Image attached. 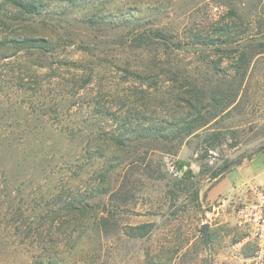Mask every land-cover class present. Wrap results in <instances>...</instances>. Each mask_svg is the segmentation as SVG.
Returning a JSON list of instances; mask_svg holds the SVG:
<instances>
[{
	"label": "rangeland",
	"instance_id": "rangeland-1",
	"mask_svg": "<svg viewBox=\"0 0 264 264\" xmlns=\"http://www.w3.org/2000/svg\"><path fill=\"white\" fill-rule=\"evenodd\" d=\"M37 1L0 0V264L222 260L235 209L208 245L203 215L264 148V0Z\"/></svg>",
	"mask_w": 264,
	"mask_h": 264
},
{
	"label": "built area",
	"instance_id": "built-area-1",
	"mask_svg": "<svg viewBox=\"0 0 264 264\" xmlns=\"http://www.w3.org/2000/svg\"><path fill=\"white\" fill-rule=\"evenodd\" d=\"M227 206L234 207L243 237L215 264H264V185L255 181L242 183L233 193L205 210L203 223L212 224L221 219V212Z\"/></svg>",
	"mask_w": 264,
	"mask_h": 264
},
{
	"label": "crops",
	"instance_id": "crops-1",
	"mask_svg": "<svg viewBox=\"0 0 264 264\" xmlns=\"http://www.w3.org/2000/svg\"><path fill=\"white\" fill-rule=\"evenodd\" d=\"M249 180L264 185V150L252 155L237 168L227 172L216 187L218 191L226 192Z\"/></svg>",
	"mask_w": 264,
	"mask_h": 264
},
{
	"label": "trees",
	"instance_id": "trees-1",
	"mask_svg": "<svg viewBox=\"0 0 264 264\" xmlns=\"http://www.w3.org/2000/svg\"><path fill=\"white\" fill-rule=\"evenodd\" d=\"M11 2H13V4H15L16 6L23 8L24 10H26L27 12H32L36 7H39V2L37 0H31V1H26V0H11ZM238 51V50H237ZM237 61L239 63H242L243 61H245V55H240L239 58L237 59ZM244 70H247L246 65L244 66ZM192 132V131H190ZM263 149H260V151H263ZM240 162L239 161H235L234 163H230L227 164L223 167H221V169H219L216 173H215V178L221 177L224 175V173H226L227 171H229L234 165H238ZM185 164L184 161H180L179 165L180 167H182ZM139 229H143L142 231H140L139 233H136V230ZM147 230L145 225H140V226H134L132 227V231H130L129 234L133 235V236H145L147 234Z\"/></svg>",
	"mask_w": 264,
	"mask_h": 264
},
{
	"label": "water",
	"instance_id": "water-1",
	"mask_svg": "<svg viewBox=\"0 0 264 264\" xmlns=\"http://www.w3.org/2000/svg\"><path fill=\"white\" fill-rule=\"evenodd\" d=\"M202 229H203V233H204V236H205V242L208 245L209 240H210V232H209L210 224L208 222L203 223L202 224Z\"/></svg>",
	"mask_w": 264,
	"mask_h": 264
}]
</instances>
